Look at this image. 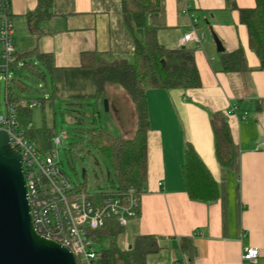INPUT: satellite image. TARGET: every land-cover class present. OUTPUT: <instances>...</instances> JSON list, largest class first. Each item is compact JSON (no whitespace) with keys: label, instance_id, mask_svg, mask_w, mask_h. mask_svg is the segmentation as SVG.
<instances>
[{"label":"crops","instance_id":"obj_1","mask_svg":"<svg viewBox=\"0 0 264 264\" xmlns=\"http://www.w3.org/2000/svg\"><path fill=\"white\" fill-rule=\"evenodd\" d=\"M159 1V11L149 14L146 24L157 29L158 41L169 49L180 48L192 19L198 20L205 41L202 47L186 46L196 48L202 85L148 90L147 191L139 216L125 230L131 231L132 243L139 235L159 238L161 250L149 254L146 264H243L246 248H258L256 264H264V70L238 10L255 8L256 0H232L238 9L230 8L229 0ZM37 3L11 0L12 16L25 18L33 34V46L18 52L37 47L52 54L57 67H79L84 52L133 59L135 40L123 20L122 0H53L52 17L32 26L28 14ZM213 33L224 52L244 51L246 71H224ZM217 112L226 115L240 151L237 173L216 158L210 118ZM188 144L218 183L214 202L193 201L186 192L182 168ZM185 237L196 247L193 262L180 248Z\"/></svg>","mask_w":264,"mask_h":264},{"label":"trees","instance_id":"obj_2","mask_svg":"<svg viewBox=\"0 0 264 264\" xmlns=\"http://www.w3.org/2000/svg\"><path fill=\"white\" fill-rule=\"evenodd\" d=\"M53 0H38L35 11L28 14L32 26L52 17ZM230 8L238 9L229 0ZM160 9L159 0H122L123 20L135 40L133 61L109 59L105 54L84 52L79 67H57L53 55L33 48L19 52L28 59V68L35 63L43 65L51 77L48 99H42V109L49 104L62 105L67 99H92L97 103L112 92L126 94L136 116V130L132 137L116 135L104 127L88 131L89 144L109 163L113 176H109L110 192L123 193L135 189L138 194L147 191L148 181V133L150 117L147 92L150 89L188 90L202 85L196 64V48L180 47L169 49L158 41L157 29L146 24L149 14ZM240 20L249 30L250 48L256 53L264 70V0H256L253 9H238ZM225 72L247 70L244 51L221 54ZM36 60V61H35ZM95 102L94 110L97 111ZM17 103V101L15 102ZM19 120L23 124L33 123L35 129L29 134L30 140L40 151L48 152V139L52 130L37 126L34 109L17 107ZM214 133L215 153L221 167L235 173L240 169V151L236 145L227 117L222 112L210 118ZM87 174L85 179L87 180ZM182 178L189 198L193 201L210 203L218 200L219 186L192 145L185 151ZM79 189L86 191L84 185ZM102 190L99 194L107 196ZM125 233L117 219L94 231L92 237L97 243L109 240V247L100 251L98 264H146L149 254L161 250L159 238L155 235H139L126 249L118 245V239ZM180 248L189 254L191 262L196 256V247L191 238L181 239Z\"/></svg>","mask_w":264,"mask_h":264},{"label":"built area","instance_id":"obj_3","mask_svg":"<svg viewBox=\"0 0 264 264\" xmlns=\"http://www.w3.org/2000/svg\"><path fill=\"white\" fill-rule=\"evenodd\" d=\"M197 26L198 20L193 18L192 28L181 41V47L190 42L202 47L205 34L199 32ZM27 61L16 49L11 0H0V81L7 88V109L6 113H0V130L7 133L11 147L22 157L34 229L41 237L70 249L77 264H98L100 253L95 248L92 233L104 228L111 219H117L125 228L130 220L139 216L142 194L130 189L123 193L108 192L102 197L82 191L80 185H75L65 173L58 150L40 151L30 140L28 136L35 125L21 123L17 107L41 108L42 100L15 103L8 95L16 72L28 68ZM35 66L37 63L34 62ZM48 98L49 94H46L45 99ZM66 137L63 134V138ZM55 142L60 145L61 138H56ZM259 257L258 248H246L243 264H256Z\"/></svg>","mask_w":264,"mask_h":264},{"label":"rangeland","instance_id":"obj_4","mask_svg":"<svg viewBox=\"0 0 264 264\" xmlns=\"http://www.w3.org/2000/svg\"><path fill=\"white\" fill-rule=\"evenodd\" d=\"M16 49L22 50L33 46V34L25 18L17 20L12 16ZM36 61V60H35ZM131 62L133 59L130 60ZM51 77L43 65L37 64L32 68L20 69L15 74L13 83L8 87V95L13 101L45 99L50 94ZM7 88L0 81V113H6ZM108 99L109 111L104 106ZM92 99H67L62 105L55 103L53 108L46 105L45 109L35 108L37 126H44L52 130L48 139V153L59 151V160L65 173L75 185H84L90 194H97L102 190L112 191L107 181L113 176L108 161L89 144L88 131L93 128L104 127L116 135L132 137L136 130V116L126 94L112 92L108 97L97 103ZM63 134L67 137L63 138ZM61 138L57 145L56 138ZM86 170L87 180L82 172ZM131 231L126 228L125 233L118 239V245L126 249L133 241ZM109 247V240L95 243L97 251ZM148 263V259H147Z\"/></svg>","mask_w":264,"mask_h":264},{"label":"water","instance_id":"obj_5","mask_svg":"<svg viewBox=\"0 0 264 264\" xmlns=\"http://www.w3.org/2000/svg\"><path fill=\"white\" fill-rule=\"evenodd\" d=\"M219 53L220 39L212 34ZM109 111L108 99L104 100ZM86 177V170L82 172ZM0 264H77L67 247L47 240L34 229L20 153L0 130Z\"/></svg>","mask_w":264,"mask_h":264}]
</instances>
